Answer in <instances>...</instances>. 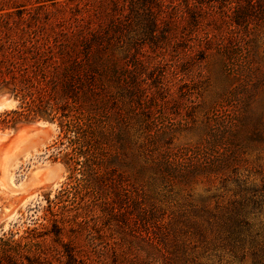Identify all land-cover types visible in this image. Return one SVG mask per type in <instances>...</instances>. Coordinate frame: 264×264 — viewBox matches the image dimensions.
<instances>
[{
  "label": "rangeland",
  "instance_id": "1",
  "mask_svg": "<svg viewBox=\"0 0 264 264\" xmlns=\"http://www.w3.org/2000/svg\"><path fill=\"white\" fill-rule=\"evenodd\" d=\"M0 1L13 25L26 11L49 36L108 40L129 129L115 146L126 165L97 190L70 187L58 121L0 130V237L51 228V210L67 230L39 237L36 264H264V18L234 26L230 0H159L153 12L141 0ZM16 106L0 97V111ZM156 162L171 173H152Z\"/></svg>",
  "mask_w": 264,
  "mask_h": 264
},
{
  "label": "trees",
  "instance_id": "2",
  "mask_svg": "<svg viewBox=\"0 0 264 264\" xmlns=\"http://www.w3.org/2000/svg\"><path fill=\"white\" fill-rule=\"evenodd\" d=\"M230 1L240 6L232 14L234 26H247L254 18H264V0ZM141 4L153 12L155 7L160 10L161 2L141 0ZM10 7L0 1V97L17 101V106L0 111V130H16L35 120L58 121L61 129L56 146L65 150L63 162L72 173L70 187L82 185L97 190L101 183L113 186L115 166L126 165L115 146L118 141L120 145L128 141L129 129L116 118L112 87L117 83L119 61L108 40L99 35L89 39L75 37L69 28L49 36L39 26L25 22L30 18L26 11L19 15L21 24L13 25L9 21L13 12ZM194 14L197 21L199 12ZM150 23L156 36L157 20L151 18ZM170 31L166 24L160 35L167 39ZM188 32L184 28L182 36ZM212 42L211 37L201 39L193 51H207ZM154 44L161 45L155 41ZM183 47L184 51L190 50L189 44ZM146 143L147 139L142 145ZM155 164L149 166L152 173H171L165 172L158 162ZM146 168L140 167L137 173ZM49 211L53 217L51 228L30 229L18 239L13 233L0 237V264H36L47 258L46 252L36 247L39 237L53 233L61 242L67 230L65 222L69 221Z\"/></svg>",
  "mask_w": 264,
  "mask_h": 264
}]
</instances>
